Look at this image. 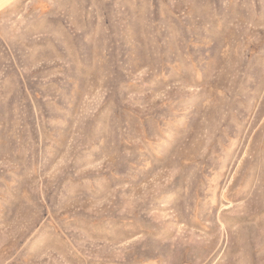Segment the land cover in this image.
Segmentation results:
<instances>
[{
  "label": "rangeland",
  "instance_id": "obj_1",
  "mask_svg": "<svg viewBox=\"0 0 264 264\" xmlns=\"http://www.w3.org/2000/svg\"><path fill=\"white\" fill-rule=\"evenodd\" d=\"M0 264H264V0L0 16Z\"/></svg>",
  "mask_w": 264,
  "mask_h": 264
},
{
  "label": "crops",
  "instance_id": "obj_2",
  "mask_svg": "<svg viewBox=\"0 0 264 264\" xmlns=\"http://www.w3.org/2000/svg\"><path fill=\"white\" fill-rule=\"evenodd\" d=\"M19 2H22V0H0V16L5 14L8 10H10Z\"/></svg>",
  "mask_w": 264,
  "mask_h": 264
}]
</instances>
